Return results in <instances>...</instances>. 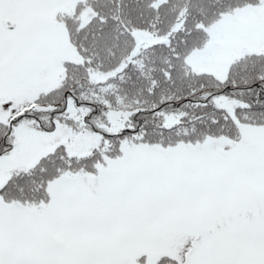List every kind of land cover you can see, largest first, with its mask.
Segmentation results:
<instances>
[{
	"label": "snow or ice",
	"instance_id": "1",
	"mask_svg": "<svg viewBox=\"0 0 264 264\" xmlns=\"http://www.w3.org/2000/svg\"><path fill=\"white\" fill-rule=\"evenodd\" d=\"M0 264H264V0H0Z\"/></svg>",
	"mask_w": 264,
	"mask_h": 264
}]
</instances>
